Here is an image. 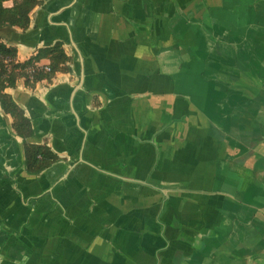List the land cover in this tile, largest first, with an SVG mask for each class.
Listing matches in <instances>:
<instances>
[{"label": "crops", "instance_id": "crops-1", "mask_svg": "<svg viewBox=\"0 0 264 264\" xmlns=\"http://www.w3.org/2000/svg\"><path fill=\"white\" fill-rule=\"evenodd\" d=\"M29 17L0 28L15 60L57 42L69 59L5 89L56 157L30 172L0 104V264H264V96L239 90L264 78V0H39Z\"/></svg>", "mask_w": 264, "mask_h": 264}, {"label": "trees", "instance_id": "trees-1", "mask_svg": "<svg viewBox=\"0 0 264 264\" xmlns=\"http://www.w3.org/2000/svg\"><path fill=\"white\" fill-rule=\"evenodd\" d=\"M5 1L7 0H0V28L5 26L27 28L30 23L29 13L39 0H13L11 7H6ZM16 55V47L6 45L0 35V104L3 110L13 117L16 132L24 138L25 161L28 170L32 173H39L49 167L56 156L47 146L27 141L31 134V123L25 117L23 109L10 94L5 92V89L14 87L20 75L25 77V83L28 86H34L42 79H49L57 71L64 69L63 65L69 58L59 42L39 49L36 55L24 62H17ZM44 58L50 59L49 70L35 68L36 62ZM30 67L35 68L34 72L27 71Z\"/></svg>", "mask_w": 264, "mask_h": 264}, {"label": "rangeland", "instance_id": "rangeland-1", "mask_svg": "<svg viewBox=\"0 0 264 264\" xmlns=\"http://www.w3.org/2000/svg\"><path fill=\"white\" fill-rule=\"evenodd\" d=\"M259 62H260V58H259ZM261 74L263 75L264 73L262 72ZM261 78L258 80H255L254 84H251V83L245 84L244 87H240L239 90H242V92L255 94L256 99L261 100L262 99L261 97L264 96V78H262V79ZM244 101L245 100H241V102L239 101V104L242 105L243 108H245V106H246V101L245 102ZM256 103H259V105L256 107V109H262V105H261L262 101H257ZM244 120H245V118H244Z\"/></svg>", "mask_w": 264, "mask_h": 264}, {"label": "built area", "instance_id": "built-area-1", "mask_svg": "<svg viewBox=\"0 0 264 264\" xmlns=\"http://www.w3.org/2000/svg\"><path fill=\"white\" fill-rule=\"evenodd\" d=\"M47 70H49V68H46ZM35 68H31V71L34 72Z\"/></svg>", "mask_w": 264, "mask_h": 264}]
</instances>
